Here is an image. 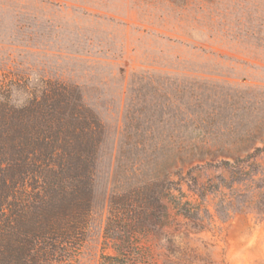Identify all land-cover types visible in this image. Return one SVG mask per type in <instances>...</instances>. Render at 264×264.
<instances>
[{"label": "rangeland", "instance_id": "rangeland-1", "mask_svg": "<svg viewBox=\"0 0 264 264\" xmlns=\"http://www.w3.org/2000/svg\"><path fill=\"white\" fill-rule=\"evenodd\" d=\"M61 87L96 145L59 264L118 262L111 199L156 183L121 264H264V0H0V102Z\"/></svg>", "mask_w": 264, "mask_h": 264}, {"label": "trees", "instance_id": "trees-1", "mask_svg": "<svg viewBox=\"0 0 264 264\" xmlns=\"http://www.w3.org/2000/svg\"><path fill=\"white\" fill-rule=\"evenodd\" d=\"M66 94L61 87L41 98L28 96L14 116L12 106L0 102V155L8 157L0 166L19 169L3 178L0 264H59L77 257L84 241L96 142L84 135L82 106L60 99ZM158 185L111 199L105 233L116 242L118 255L107 256L114 264L129 259L131 230L155 215L150 208L160 203ZM161 210L164 216V205Z\"/></svg>", "mask_w": 264, "mask_h": 264}]
</instances>
